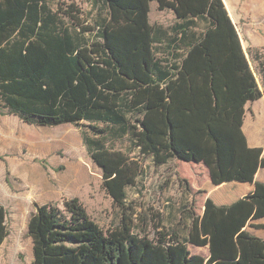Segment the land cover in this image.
<instances>
[{
  "label": "trees",
  "instance_id": "16d2710c",
  "mask_svg": "<svg viewBox=\"0 0 264 264\" xmlns=\"http://www.w3.org/2000/svg\"><path fill=\"white\" fill-rule=\"evenodd\" d=\"M100 1L106 17L86 38L89 29L65 22L76 18L72 5L60 14L46 0H0V116L41 128L87 123L80 131L87 154L124 187L141 167L114 148L121 139L156 167L213 160L216 184L254 188L209 207L200 231L207 259L189 253L193 240L179 230L158 231L153 240L122 214L104 232L76 198L64 209L36 205L26 226L29 264H264V240L246 229H264L253 223L264 218V184L254 182L264 158L242 133L245 105L264 97V48L246 52L259 88L222 0ZM152 1L173 12L168 29L149 23ZM102 187L124 206L126 188L105 180ZM186 219L196 223L191 211ZM2 222L0 213V243Z\"/></svg>",
  "mask_w": 264,
  "mask_h": 264
},
{
  "label": "rangeland",
  "instance_id": "374dc122",
  "mask_svg": "<svg viewBox=\"0 0 264 264\" xmlns=\"http://www.w3.org/2000/svg\"><path fill=\"white\" fill-rule=\"evenodd\" d=\"M46 1L60 14L74 6L77 11L72 14L76 18L72 21L66 18L65 22L76 25L78 31L89 29L84 32L86 38L95 34L97 23L106 17L107 10L100 0ZM224 1L244 51L252 47L264 48V0ZM150 3L152 25L170 27L174 24L171 11L160 12L154 1ZM199 27L202 28L201 23ZM260 54L264 60V50ZM251 64L261 88L260 77L252 61ZM254 115L251 125L262 142L264 114L254 111ZM249 116L251 113L246 118ZM85 125L87 123L79 127L65 124L41 128L24 124L15 116H0V213L6 233L0 243V264H29L33 260L32 239L26 233V226L36 205L54 204L64 209V201L74 198L104 232L116 227L125 214L132 223V230L140 236L154 240L158 231L179 230L182 235L188 232V237L193 240L190 244L200 248L198 220L190 228L191 223L184 222V218L187 211L198 217L202 210L204 215L212 205L207 197L202 208V198L216 186L206 182L204 168H209L208 165L171 161L156 167L151 158L132 149L128 139H121L114 148L138 160L141 167L140 175L124 187L116 174L105 176L104 170L87 154L80 136ZM103 180L115 187L126 188L122 208L114 205L107 196L102 187ZM191 250L195 252L193 248Z\"/></svg>",
  "mask_w": 264,
  "mask_h": 264
},
{
  "label": "crops",
  "instance_id": "0c3cea01",
  "mask_svg": "<svg viewBox=\"0 0 264 264\" xmlns=\"http://www.w3.org/2000/svg\"><path fill=\"white\" fill-rule=\"evenodd\" d=\"M222 1H223L224 5L226 7L225 1L224 0H222ZM226 9H227V7H226ZM165 11H170V10H165ZM160 12H163V11H160ZM227 12H228V10H227ZM228 14H229V12H228ZM172 17L174 19L173 12H172ZM148 18H149V12H148ZM230 19H231V17H230ZM231 21L234 24L232 19H231ZM174 22H175V19H174ZM149 23H150V20H149ZM157 26H159L160 28H163V29H168L167 26H163V25H160V24L157 25ZM234 26H235V24H234ZM242 46H243V44H242ZM254 48H258V47H254ZM249 49H253V47L249 48ZM243 51H244V47H243ZM244 52L246 54V57H247L250 65L252 66L251 61L249 59V56L246 53L247 51H244ZM251 69H252V67H251ZM252 71H253V69H252ZM244 109H245V115L243 116V123H242V131L243 132L242 133L244 134V136H245V138L247 140L248 146L250 148L260 149L261 150V158H264V141H263L264 137L260 136L261 139H263L262 142H260V140L258 139L259 136L257 135V131L254 130V127L251 125V123H254L253 122V119H254V116H255L254 115V111H258L259 114H264V97L259 99V100L253 101V102H248L245 105ZM249 113H251L252 116H249L250 118L247 119L246 116ZM263 134H264V132L262 133V136H263ZM212 161L213 160L209 161V163L212 162ZM205 163L209 167V168H207L209 170V172L206 169V167L203 165ZM209 163H207L206 161H203L202 163L195 164V165L196 166L203 165L205 167L204 170L206 171L205 172V179H207L206 182H209L210 184H212V183L216 184L215 183L216 182V177L214 176L213 169L209 166L210 165ZM254 182L255 183H263L264 184V168H258L257 169V171L254 174ZM253 188H254L253 184H239V183H230V184H223V185L222 184L221 185L216 184V186L214 188L209 190V195L206 194V196L204 195V198H202V200H203L202 208H203L204 201L206 200L207 197H208L207 201L210 200L212 206L213 205H218V204L226 205V204H230L231 202L235 201L236 199H239V198L243 197L244 195L248 194L249 192H251L253 190ZM206 215H207V212L203 215L202 210H201L200 215L198 217L195 214V217H196V219L198 220V223H199L200 231H201L202 225H203V223L205 221ZM185 221H187L188 224L191 223V220H187L186 219ZM253 223L254 224H263L264 223V218L259 220V221H257V222H253ZM191 227H192V224H190V228ZM190 228H189V230H190ZM246 229L249 232V234L254 235V237H257V238H260V239L264 240V229L257 230V229H254L252 227H247ZM185 236H187V238H188V232L185 234ZM191 248H193L195 250L194 253L192 252L193 250H191ZM187 249H188V251H189V253L191 255H201L205 259H207L208 256H209L208 246H206V247L201 246L200 248H198V246L196 244L193 245V244H190V242H189Z\"/></svg>",
  "mask_w": 264,
  "mask_h": 264
}]
</instances>
